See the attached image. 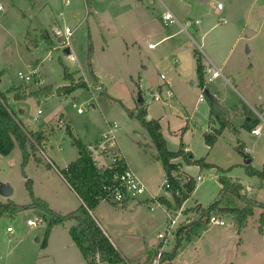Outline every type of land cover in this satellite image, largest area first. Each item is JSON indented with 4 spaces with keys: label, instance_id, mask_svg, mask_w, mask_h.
Masks as SVG:
<instances>
[{
    "label": "rangeland",
    "instance_id": "obj_1",
    "mask_svg": "<svg viewBox=\"0 0 264 264\" xmlns=\"http://www.w3.org/2000/svg\"><path fill=\"white\" fill-rule=\"evenodd\" d=\"M164 1L183 25L192 22L186 26V31L179 23L169 27L163 24L164 6L160 1L93 0L91 9L87 0H71L68 7L57 0H0V90L6 93L15 86L30 93L40 87H53V96L41 99V102L29 97L16 105L13 95L7 94V97L19 118L24 116L32 122L38 111H42L39 122H32L37 131L57 116V122L63 119L60 115H64L66 122L65 127L51 137L44 155L43 146L38 152L42 159L53 161V170L37 167L33 160L25 168L35 196L47 199L53 208L65 214L81 204L58 172L80 156L67 129L87 146L100 168L111 162V159L109 162L105 159L108 155L112 157L114 151L119 152L147 189L145 195L130 201L133 207L130 210L109 208L107 203L118 205L110 199L103 201L101 209L95 213L101 228L124 257L120 264H173L160 262L161 254L172 251L176 245V237L167 241L158 238L166 231L168 206L147 201L150 197L168 199L169 193L166 173L158 160L153 139L139 120L140 98L149 100L150 88L156 90L169 82L176 98L146 103L147 106L144 103L147 120H151L150 115L155 120L162 119L163 133L169 139L171 150L178 149L183 142L195 159H204L209 165L187 169L194 178L199 175L206 178L197 183L194 194L185 203L184 213L189 209V213L194 211L197 204L205 209L210 207L223 189L221 176L249 186L250 191L246 187L248 196L264 204V180L249 176V165L245 164L246 156H249L251 167L264 170V128L261 136L256 137L247 125V119L254 117L255 109L264 111V0H207L204 4L200 0ZM219 3L225 7L220 12L217 10ZM89 9L96 15L89 13ZM62 11L64 18L60 19ZM197 19L202 20L198 26L195 24ZM223 20L227 22L223 23ZM67 27L74 29L67 45L73 52L70 57L64 55L67 47L55 37L57 31L64 33ZM45 32L49 33L53 44H48ZM239 35L244 41L231 54L234 70L228 77L231 84L227 82V76L212 80L209 73L205 74V82L212 83L209 91L218 90L221 104L231 111L229 115L217 116L212 113L205 91L200 87L193 64L194 52L198 51L209 62V54L222 57L219 39L223 40L227 53L228 42ZM90 43L93 44L92 58ZM149 44L155 48H149ZM66 69L71 74L79 72L87 80L88 87H81L71 94H58L59 88L71 85L65 79ZM34 71L44 79L43 84L36 85L37 79L26 83L18 77L19 72L30 74ZM94 75L105 90L100 84L101 90L94 87ZM162 75L166 81L161 79ZM201 96L205 99L203 103L199 101ZM78 108H82L84 114H78ZM21 110H25V115H21ZM210 120L211 131L207 132ZM223 121L226 127L222 129ZM187 122L190 129L182 135ZM108 123H117L119 129L115 133L113 151L101 154L96 146L109 130ZM52 127L54 129V125ZM216 130L222 133L215 145L209 147L206 137ZM171 132L180 134L171 136ZM22 161L18 146L9 156L0 155V184H9L14 190L9 199L0 194L2 204L10 201L18 205L32 203ZM178 161L186 165L179 158ZM170 201L174 205L173 198ZM151 207H154L153 211ZM221 207L242 208L244 204L229 195L223 198ZM172 212L178 211L173 209ZM261 213L259 208L254 210L243 241L230 215L212 214L220 216L226 224L208 225V230L190 236L185 233L181 264H264V235L256 220ZM38 216L34 210L13 215L0 212V264H86L78 248L67 250V237H71L66 227L59 229L49 247V224L46 222L39 227L28 224ZM8 227L14 228L13 234L7 231Z\"/></svg>",
    "mask_w": 264,
    "mask_h": 264
},
{
    "label": "trees",
    "instance_id": "obj_2",
    "mask_svg": "<svg viewBox=\"0 0 264 264\" xmlns=\"http://www.w3.org/2000/svg\"><path fill=\"white\" fill-rule=\"evenodd\" d=\"M88 8L92 5V0H87ZM44 38L48 44H53L52 38L49 33H44ZM93 44L90 43L89 55L92 58ZM197 74L200 79L201 88L208 90V84L205 82L206 69L203 64V58L198 53L197 59ZM2 75L0 76V78ZM65 79L71 82L69 87L59 88L58 94H71L81 87H88L87 82L81 78L78 82L75 81L74 75L65 70ZM100 86L97 77L94 75V87ZM50 89L42 90L43 95H49ZM7 94H14L15 101L26 100L28 97H37L41 91L27 92L26 90L18 89L15 86L10 87L6 93L0 90V155L9 156L12 151L18 146L22 152L23 161L22 169L25 175V168L31 160H34L38 165H43L48 170L53 169L55 166L47 163L42 157L38 156L40 148L47 141V136L44 132L29 130L22 120L17 116L9 102ZM141 103V110L139 120L142 126L148 131L153 139L154 145L158 152V160L166 173L167 182L170 185L169 193L171 194L174 205L171 204L169 198H160L162 204L168 206V209H175L179 211L182 209L184 203L195 192L197 182L195 178L188 176L181 172L180 164L175 163L174 160L181 158L188 166H199L205 168L209 166L204 159H195L191 152L186 151V146L182 142L179 149L174 152L169 150L167 141L162 133L161 125L158 120H147L148 112L145 107V102ZM217 115L222 113L217 112ZM257 125L256 121L248 123L250 130L254 129ZM226 127V123L222 122V129ZM185 127L183 132L187 130ZM67 132L73 138V142L77 145L80 151L78 160L72 162L65 169H58L59 174L66 180L70 187L74 190L77 196L81 199L82 204L75 211L68 214H61L52 210L46 201L39 199L35 196L33 183L30 179L26 182L27 190L32 197V203L29 205H18L10 201L7 204L0 203L1 213H10L11 215L21 211L34 210L37 214L44 217L49 224L47 236L50 235L52 229L56 226L65 224V222L73 220L75 225L70 229V235L83 254L87 264H102L108 262L109 264H120L124 262V257L111 241L110 237L101 228L99 222L95 217V210L101 202L106 198L104 191V183L110 181L114 177L116 171L109 169L99 168L97 162L94 160L92 154L85 144L75 138L70 129ZM222 131L216 130L211 135L206 137V143L209 147H213L220 136ZM242 152V149L239 148ZM250 158L249 156H246ZM225 172V171H224ZM247 173L249 176H258L264 180V170L260 171L254 169L250 165L247 166ZM220 182L223 189L217 200L211 204L207 209L203 208L200 204L194 207L200 213V218L197 222L189 225L182 226L176 232V245L172 251L163 252L161 254V263L172 262L179 256V251L182 247L183 235H192L198 231L208 230V218L210 215H230L234 225L237 229L239 236H242L244 230L249 225V218L254 216V210L259 208L262 213L259 217L260 230L264 229V204L259 202L253 197H249L244 186L239 180H233L227 176H221ZM234 196L239 199L244 207L242 208H229L221 207L223 198L226 196ZM191 210H187L186 214ZM204 218H206L204 220ZM189 238V237H188Z\"/></svg>",
    "mask_w": 264,
    "mask_h": 264
},
{
    "label": "built area",
    "instance_id": "obj_3",
    "mask_svg": "<svg viewBox=\"0 0 264 264\" xmlns=\"http://www.w3.org/2000/svg\"><path fill=\"white\" fill-rule=\"evenodd\" d=\"M59 2H62V4L65 7H68L71 3V0H57ZM151 1H160L162 5L164 6V13H162V20L166 25H171L173 23H176L178 21L177 17L174 15V13L167 7V5L164 3L163 0H151ZM218 9H223V4H218ZM2 10V7L0 6V11ZM63 17V11L59 13V18ZM192 22L189 21L186 23L187 25H190ZM200 21H195V24H199ZM73 34V29L67 27L65 29V32L62 33L60 31L56 32V38L63 39V46H67L69 44V38ZM154 46L151 44L150 48H153ZM35 74L26 75L24 73H19L18 77L20 80L26 83H30L33 81ZM222 73L219 70L214 71L213 73V79H216L220 77ZM163 80L166 79L164 75L161 76ZM98 90H101V87H95ZM150 99L145 100V103H152V102H168L171 98L175 96L173 90L168 84H165L163 86H160L159 89L153 90L149 93ZM201 101H204V97H200ZM74 108H77V105H73ZM78 114H83L84 110L82 108L77 109ZM42 111H39V114H41ZM257 119L260 120V123L255 126L254 129L251 130L252 134L256 137L261 136L262 130L264 127V113L256 112ZM109 130L104 134L101 141L97 143L96 149L99 153L103 154L105 151H111L112 147L115 146V132L118 130V125L116 123L112 124L109 128ZM113 151V150H112ZM102 169H109L116 171L114 173V177L110 179V181L104 183V191L106 193V198L104 201L113 199L118 204H124L128 201L139 199L143 195L146 194L147 189L145 185L142 183V181L138 178L136 173L129 168V166L123 161L118 153L113 154L111 157V162L108 165H104L101 167ZM196 182H200L204 180V177L199 176L196 179ZM166 190L169 192L170 185L168 182H166ZM248 191H250V188H247ZM153 202V204L156 205H164L161 203L160 198L156 197H150L147 201ZM196 207V206H195ZM152 211L154 210V207L150 208ZM184 209L179 210L178 212H173L167 208L166 213L168 215V220L166 223V231L165 233H160L158 238L163 239L165 241L168 240L170 237H176V232L179 228L182 226H189L200 218V213L196 210L192 211L189 214L184 213ZM213 214V213H212ZM210 215L208 218V225H217V226H224L226 223L225 221L220 219V216L217 215ZM181 217V220L179 221ZM197 217V218H196ZM192 218V219H191ZM206 218H204L205 220ZM46 223V220L43 217L35 218L34 220H29L28 224L32 227H39ZM7 231L11 234L14 233L13 227H8Z\"/></svg>",
    "mask_w": 264,
    "mask_h": 264
},
{
    "label": "crops",
    "instance_id": "obj_4",
    "mask_svg": "<svg viewBox=\"0 0 264 264\" xmlns=\"http://www.w3.org/2000/svg\"><path fill=\"white\" fill-rule=\"evenodd\" d=\"M141 1H143V0H141ZM164 1V0H163ZM201 1V4H204V3H206L207 2V0H200ZM164 3L167 5V7L170 9V7H169V5L164 1ZM92 4H93V0H92ZM163 6V5H162ZM224 6H223V9H218L217 8V10L220 12V11H223L224 10ZM91 9H92V7H91ZM91 9H89V13H92L93 15H96V13L94 12H92V11H90ZM171 10V9H170ZM172 11V10H171ZM173 12V11H172ZM164 13V12H163ZM174 13V12H173ZM182 14L184 13V11H182L181 12ZM174 15L176 16V14L174 13ZM177 17V19H178V21L176 22V23H179L181 26H182V28L186 31V24L185 25H183L182 23H181V19L178 17V16H176ZM64 18V12H63V17H61L60 19H63ZM163 21V20H162ZM196 21H200V23L199 24H196L197 26L198 25H200L201 23H202V20L201 19H197ZM227 22V20H223V23H226ZM163 24L165 25V26H172V25H174L175 23H173V24H171V25H166L164 22H163ZM215 27V26H214ZM199 32H200V29L198 30ZM73 33H74V29H73ZM206 33L207 32H205L204 34H203V38H204V36L206 35ZM201 34H202V32H201ZM73 35V34H72ZM72 35H71V37H72ZM166 38H168L167 36H166ZM166 38H164V39H166ZM69 41H70V38H69ZM241 41H244L243 40V36H241V35H239L238 36V38H236V39H234V40H230L228 43V48H227V53L224 51V46H225V44L223 43V40H221V39H219L218 40V45H220L219 47H220V52L221 53H223L221 56L222 57H212L210 54L208 55V60H209V62H210V64H208L209 62H207L206 60H204L203 59V64H204V66H205V69H206V74L207 73H209L210 75H211V78L213 77V73H214V71H216V70H219L221 73H222V77H225V76H227L226 77V80H227V82L229 83V84H231L230 83V81L228 80V77L229 76H232L233 75V67L231 66V54H234V50L235 49H237V45L241 42ZM150 45L151 44H149V48H150ZM64 47H67V46H64ZM70 48V47H69ZM153 48H155V46L153 47ZM70 50H71V48H70ZM198 51H195L194 52V57H193V64H194V66L196 67V73H197V59H198ZM250 53V52H249ZM248 53V54H249ZM71 55H73V52H72V50H71V54H70V56ZM70 56H66V57H70ZM252 66H250V68H251ZM19 73H21V72H19ZM31 74H35L34 75V79L36 80L37 79V83H36V85H41V84H43V82H44V79L40 76V75H38V72L37 71H34L33 73H30V74H26V75H31ZM19 75V74H18ZM74 75V79H77L78 77H79V79L80 78H83L86 82H87V80L83 77V76H81L80 74H79V72H77L76 74H73ZM220 76V77H221ZM220 77H218V78H220ZM33 79V80H34ZM98 79V84H100L101 85V87H103L104 88V90H105V87H104V85L102 84V82L99 80V78H97ZM162 79V78H161ZM163 80V79H162ZM167 80V78L165 79V80H163V81H166ZM236 81V80H235ZM0 82H1V79H0ZM77 82V81H76ZM31 83V82H30ZM71 83V82H70ZM166 84H168L170 87H171V84L168 82V83H166ZM208 84V83H207ZM212 83L210 82L209 84H208V90H209V87H210V85H211ZM67 85H69V84H67ZM159 86V85H158ZM160 87V86H159ZM159 87H158V89H159ZM201 87V86H200ZM40 89H42V90H44V89H50L51 90V93L49 94V95H43L42 94V90H40ZM157 89V88H156ZM171 89H172V87H171ZM150 91H153V90H155V88H150L149 89ZM173 90V89H172ZM36 91H41V94H39L37 97H35V99H37L39 102H41V99H47V98H49V97H51V96H53V87H49V86H45V87H40L38 90H36ZM36 91H33V92H36ZM174 92V91H173ZM213 95H215L218 99H219V101H220V98H219V94H218V90H214V92L213 91H210ZM174 94H175V92H174ZM10 95H13L14 96V94H10ZM176 98V94H175V96L173 97V98H171V99H175ZM27 99H29V97L27 98ZM26 99V100H27ZM170 99V100H171ZM13 101H14V103L17 105V102H21V101H15L14 99H13ZM22 101H25V100H22ZM201 103H203V101H201V100H199ZM221 102V101H220ZM40 104V103H39ZM146 104V103H145ZM151 104V103H150ZM12 106V105H11ZM146 106H147V104H146ZM234 107V110H236V106L234 105L233 106ZM232 107V108H233ZM93 108H95V106H93ZM22 109V108H21ZM212 110V109H211ZM235 112V111H234ZM256 112H259V110H257V109H255V115H254V117L252 116V118H248L247 119V123H250V121H256L257 122V124H259L260 123V120H258L257 119V116H256ZM212 113H215L216 114V112H213L212 111ZM231 113V111H229V114ZM237 113V112H236ZM261 113V112H260ZM262 113H264V111H262ZM84 114V113H83ZM228 114V115H229ZM21 115H25V110H21ZM40 115H42V113L41 114H39V111H38V114L36 115V117H34L33 119H32V122H36V123H38L39 122V116ZM80 115H82V114H80ZM222 115H224L223 113H222ZM60 116H63V119H59V121L57 122V118L59 117V116H57L56 118H54V119H52V120H50V121H48L46 124H47V126L46 127H44L43 129H41V130H39V131H41V132H44L45 134H46V136H47V141L44 143V145H43V150H42V153H43V155H44V151L45 150H47V148H48V146H49V143H50V139H51V137L52 136H54V135H56L57 134V132L58 131H60L62 128H64L65 127V125H66V122H65V118H64V115H60ZM217 116H219V115H217ZM62 118V117H61ZM20 119L22 120V122L25 124V126L29 129V130H31V131H35V132H38L37 130H36V128H35V125H34V123H32L30 120H28L27 118H25L24 116H21L20 117ZM149 119H153V120H155L154 118H152V116L150 115L149 116ZM161 120L162 119H159L158 121L160 122V125H161V130H162V133H163V127H162V124H161ZM211 121L212 120H210L209 121V126L207 127V132H210L211 131ZM117 124V123H116ZM52 125H54V129H52L53 127H52ZM112 124H109L108 123V128L111 126ZM118 125V124H117ZM248 125V124H247ZM185 127H188L187 128V130L185 131V132H183L182 133V135L184 134V133H186L189 129H190V124H189V122H187V124H186V126ZM184 127V128H185ZM67 128V127H66ZM264 128V127H263ZM118 129H119V127H118ZM56 130V131H55ZM71 130V129H70ZM72 131V130H71ZM118 131V130H117ZM180 132V131H179ZM72 133H73V131H72ZM116 133V132H115ZM178 134H180V133H177V132H171V136H178ZM163 135H164V133H163ZM164 137H165V139H166V141H167V145H168V148H169V150H171L170 149V142H169V139L164 135ZM185 146H186V151H188V152H191V151H189V147H188V145H186L185 144ZM180 147V146H179ZM179 149V148H178ZM177 148L175 149V150H171V151H174V152H176L177 150H178ZM114 152H116V153H118L119 154V156H120V158L123 160V161H125V163L128 165V163H127V161H126V159H125V157L124 156H122L119 152H117V151H114ZM192 153V152H191ZM45 157V156H44ZM80 157V156H79ZM79 157H78V159H79ZM46 158V157H45ZM47 160H45V161H47V163H51L52 165H54V163H53V161L50 159V158H46ZM77 159V160H78ZM106 159V161H110V159H111V157H109V155L105 158ZM179 159H181V158H179ZM252 159V158H251ZM182 160V159H181ZM32 161V160H31ZM30 161V162H31ZM34 161V160H33ZM29 162V163H30ZM35 162V161H34ZM97 162V161H96ZM110 163V162H109ZM175 163H178V164H180V169H181V172H183V173H185V174H187L188 176H191V177H193L188 171H187V169H189L190 167H193V166H188V165H184V164H182L181 163V161H178V159H177V161L175 162ZM35 164H36V166L37 167H45V166H43V165H38L36 162H35ZM71 164V163H70ZM97 165H98V163H97ZM129 166V165H128ZM68 166H66L65 168H67ZM99 167V166H98ZM65 168H63V169H65ZM100 168V167H99ZM129 168H130V166H129ZM48 170V169H47ZM51 170H53V169H51ZM51 170H49V171H51ZM136 173V172H135ZM136 175H137V173H136ZM61 176V175H60ZM138 176V175H137ZM199 176H201V175H199ZM198 176V177H199ZM62 177V176H61ZM202 177H204V176H202ZM63 178V177H62ZM138 178H139V176H138ZM194 178V177H193ZM205 178L206 177H204V180H205ZM140 179V178H139ZM196 179V178H195ZM63 180H64V183H65V185L67 186L68 185V188H69V190H72L73 192H74V190L70 187V185L66 182V180L63 178ZM141 180V179H140ZM203 180V181H204ZM142 181V180H141ZM203 181H200V182H203ZM198 183V182H197ZM244 186H246L244 183H242ZM197 187V186H196ZM247 188L249 187V186H246ZM196 190V189H195ZM75 193V192H74ZM76 194V193H75ZM170 193H168L167 194V197H168V195H169ZM194 194V193H193ZM192 194V195H193ZM77 195V194H76ZM78 197V196H77ZM79 198V197H78ZM159 198H163V197H159ZM169 198V197H168ZM43 201H46L47 203H48V205H49V207L52 209V210H54V211H57V212H59V213H61V214H65L64 212H62V211H59V210H57L56 208H53L52 206H51V203H50V201H48L47 199H43V198H41ZM80 199V198H79ZM171 198H169V200H170ZM80 202H81V204H82V201H81V199H80ZM105 202V201H104ZM104 202H101L100 204H99V206L97 207V209L95 210V213L97 212V211H99L100 209H101V206L103 205V203ZM107 203V202H106ZM186 203V202H185ZM185 203H184V205H183V207H182V209H185L186 207H185ZM80 204V205H81ZM108 205H106V206H109V208H112L113 210H116V209H120V211H127V210H130L131 208H133L132 207V202H130V201H128V202H126V203H124V204H110V203H107ZM198 205V204H197ZM75 211V210H74ZM172 211V210H171ZM73 212V211H72ZM38 217H42L41 215H39ZM44 218V217H43ZM251 218H249V225H250V223H251V220H250ZM257 221H259V218H257L256 219ZM255 220V221H256ZM256 221V222H257ZM76 223H75V221H73V220H70V221H67V222H65V224H63V225H60V226H56V227H54L53 228V230H52V232H51V234H50V236H49V238H48V246L50 247L51 246V244H52V240H53V238L56 236V234H57V232H59V229L60 228H65L66 227V229L69 231V234H70V229H71V227L72 226H74ZM44 225V224H43ZM249 225H248V227H249ZM42 226V225H41ZM247 227V228H248ZM246 228V229H247ZM246 229L244 230V232H243V234H242V236H240V240L241 241H243V239H244V234L246 233ZM105 233H106V231H105ZM263 235H264V229H263V231L261 232ZM202 236V235H201ZM70 237H71V235H70ZM110 237V236H109ZM114 244V243H113ZM145 244H146V242L144 243V246H145ZM115 245V244H114ZM66 248H67V250H70V251H75V248H78L77 246H76V244L74 243V241H73V239H72V237L69 239L68 237H67V241H66ZM79 249V248H78ZM183 249V245H182V247H181V249H180V251H179V256L174 260V261H172L171 263H173V264H181L182 263V250ZM79 251H80V249H79ZM81 252V251H80ZM85 259V258H84ZM86 261V260H85ZM170 263V262H169ZM86 264H87V261H86ZM102 264H109L108 262H104V263H102Z\"/></svg>",
    "mask_w": 264,
    "mask_h": 264
},
{
    "label": "water",
    "instance_id": "obj_5",
    "mask_svg": "<svg viewBox=\"0 0 264 264\" xmlns=\"http://www.w3.org/2000/svg\"><path fill=\"white\" fill-rule=\"evenodd\" d=\"M58 39V38H57ZM58 42L60 44H63V39H58ZM247 52L249 53V50H247ZM65 56H70L71 54V50L69 47L65 48L63 51ZM205 96L206 98L209 100L210 102V106L213 112H220L223 113L224 115H228L229 114V110L226 109L221 102L219 101V99L213 95L209 90L205 91ZM140 102H143V98H140ZM246 165H250L252 164V159H249L246 157V161H245ZM0 194L1 196H3L4 198H11L14 194V190L13 188L9 185V184H0ZM169 198H172L171 194L168 195Z\"/></svg>",
    "mask_w": 264,
    "mask_h": 264
}]
</instances>
